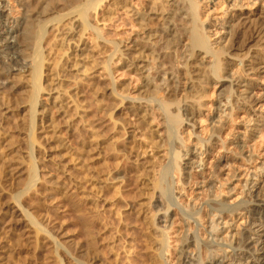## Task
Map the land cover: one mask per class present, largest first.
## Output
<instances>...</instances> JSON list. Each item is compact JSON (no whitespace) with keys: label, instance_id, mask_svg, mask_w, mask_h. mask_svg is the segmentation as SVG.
I'll return each mask as SVG.
<instances>
[{"label":"bare ground","instance_id":"1","mask_svg":"<svg viewBox=\"0 0 264 264\" xmlns=\"http://www.w3.org/2000/svg\"><path fill=\"white\" fill-rule=\"evenodd\" d=\"M14 1L22 11L14 23L10 1L0 5L7 8L3 14L0 10V43L16 57L6 61L0 56V90L10 89L16 72L29 78L31 133L36 125H46L50 108L68 119L70 105L74 112H85L84 89L91 92L90 118L83 121L94 164L104 156L108 176L106 152L119 156L116 181L136 191L139 214L154 229V264H171L172 257L176 264H264V158L258 164L259 155L254 152L256 159L250 148L264 127V96H256L259 81L252 79L264 73V0H138V9L126 0L124 25L137 29L120 43L96 25L101 11L113 7L105 0ZM48 30L55 34L57 56L45 81L42 41ZM102 44L107 56L99 63L96 50ZM101 64L110 79L103 93L99 76L88 78ZM119 64L139 85L132 89L116 82ZM73 68L88 81L76 74L72 84L66 83ZM241 114L244 119L236 126ZM234 127L235 134L228 133ZM74 130L82 135L78 126ZM218 147L226 154L216 157L207 177L206 164ZM239 160L258 165L247 169L242 201L231 205L227 194L234 189L229 186L224 196L222 188L237 177L233 162ZM196 169L201 182L194 181ZM92 177L96 196L109 182L103 184L99 170ZM174 215L181 228L172 252Z\"/></svg>","mask_w":264,"mask_h":264},{"label":"rangeland","instance_id":"2","mask_svg":"<svg viewBox=\"0 0 264 264\" xmlns=\"http://www.w3.org/2000/svg\"><path fill=\"white\" fill-rule=\"evenodd\" d=\"M9 1L13 11L11 20L14 23V19L19 17L22 11L14 0ZM5 3L7 4V0H2L0 5ZM137 3L138 0L132 1L135 9L139 8ZM106 4H113V7L111 6L108 12L107 9L101 11L96 17V25L103 28L105 36L120 43L127 34L136 31L137 27L124 25V20L128 19L126 9L123 8L127 4L126 0L125 2L105 0L104 5ZM6 10L7 8L4 11L2 9V14ZM6 26L9 27V24L7 23ZM87 38L91 41L89 36ZM3 39L4 35H1L0 40ZM55 44V34L48 30L42 41L45 55V81L50 78L51 73H48V70L52 69L57 56ZM107 48L102 44L96 50L99 63L105 61ZM0 53L2 58L6 57V61L16 58L10 52H4L1 43ZM101 67L102 64L91 70L92 72H88V78H91V73L99 76L100 83L104 87L103 93V91L108 92L110 87L107 85L110 79ZM118 67L119 70L114 74L117 83L129 84L132 89L139 85L134 74L126 75L120 64ZM84 68L80 66L78 70L83 73ZM68 71L71 77L68 75L64 81L69 84H72L76 74L80 78L84 75L77 73L76 68ZM1 78L3 77L0 76ZM82 78L85 79L87 76ZM252 79L256 83L259 81V86L255 90L256 96L259 98L264 96V73L260 78L254 76ZM28 80L29 78L16 72L11 76L10 89L0 90V264H154L157 253L150 242L154 236V229L139 214L137 206L141 199L137 197L136 191H126L125 184L116 181L122 165L119 156L111 150L106 152L107 163L112 170L108 176L103 171L104 156L99 163L94 164L90 134L87 130L89 127L84 122V118L88 122L87 119L91 114L87 108L91 92L84 89L83 97L87 101L84 105L85 112L81 110L74 112V108L70 105L71 108L69 107L68 110L71 111L72 117L68 119L69 117L66 118L62 111L49 107L50 112L44 121L46 125L42 127L36 125L34 132L31 133L32 112L29 111V107L32 93L29 85L31 83ZM84 82L82 84H85ZM54 87L52 85V88ZM72 89L70 92L73 91ZM47 99L48 97L43 95L42 101L49 105ZM117 110L114 114L118 116L122 110L121 106ZM83 113L86 115L81 117ZM243 116L241 114L237 119L236 126L241 124ZM77 126L82 131L81 136L74 132ZM235 128L230 129L228 133L232 131L235 134L237 131ZM233 133L226 137L228 142L233 139ZM232 147L231 150L234 149ZM251 147L253 153L259 155L258 158L254 153L259 164L264 158V127L258 137L250 143ZM224 151L223 148L218 147L212 153L209 163L206 164L205 176H210L217 162L215 160L225 155L226 151ZM233 163L238 173H236L237 177L231 178L228 182L224 181L222 193L226 196L229 186L234 189L232 195L228 193L227 197L231 205H236L242 201L241 184L247 169L250 166L254 168L258 164L250 165L242 160ZM34 166L37 167L35 180L29 175ZM95 170L100 171L103 184L109 182L108 185H103L106 186L105 191L96 195L99 197L95 196V188H93L92 176ZM199 173L200 169H196L197 176L194 181L201 182ZM231 173L234 174L233 171ZM231 173H229L230 177L233 175ZM108 177L111 178V182ZM174 222L170 230L172 252H175L179 246L177 245L178 232L181 228L179 216L174 215ZM253 238L257 239L256 236ZM170 262L176 264L175 258L172 257Z\"/></svg>","mask_w":264,"mask_h":264}]
</instances>
